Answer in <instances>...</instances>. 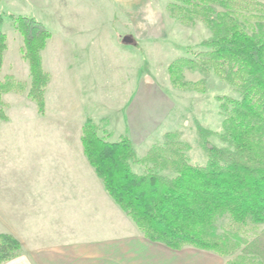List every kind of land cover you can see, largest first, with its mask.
<instances>
[{
  "label": "trees",
  "instance_id": "16d2710c",
  "mask_svg": "<svg viewBox=\"0 0 264 264\" xmlns=\"http://www.w3.org/2000/svg\"><path fill=\"white\" fill-rule=\"evenodd\" d=\"M166 7L180 23L200 21L210 31L190 56L170 63L171 81L194 85L181 81L188 68L213 73L238 94L220 98L219 132L197 126L205 163L189 162L175 132L138 157L127 135L109 140L89 117L81 125L83 153L104 190L147 239L172 249L209 250L224 257V264H264V0H169ZM10 19L22 36L29 86L11 74L0 76V123L7 119L2 96L10 91H25L44 114L50 81L41 50L51 32L33 16ZM2 22L0 15V70L7 47ZM210 134L222 145L208 141ZM221 218L226 223L219 231ZM20 251L17 238L0 233V264Z\"/></svg>",
  "mask_w": 264,
  "mask_h": 264
},
{
  "label": "rangeland",
  "instance_id": "374dc122",
  "mask_svg": "<svg viewBox=\"0 0 264 264\" xmlns=\"http://www.w3.org/2000/svg\"><path fill=\"white\" fill-rule=\"evenodd\" d=\"M88 1L78 0L71 11L69 0H46L44 5L0 0L1 29L8 46L0 74L19 56L17 48L22 45L11 14L33 16L51 32L41 50L42 66L50 74L48 117L40 119L33 103L23 109L15 107L18 99H3L8 107L11 103L6 120L11 114L13 119L0 129V145L4 144L0 183L7 182L11 193H22L20 183L34 181L23 194L27 198L40 195L35 182L53 179V171H39L35 160L43 161L46 149L66 145L58 131L75 133L78 138L81 127L76 120L80 117L91 118L99 134L109 140L127 135L138 157L150 145L162 143L167 132H175L189 162L204 164L207 156L197 126L219 132L223 120L220 98L238 97L232 86L213 73L183 68L181 81L194 85L181 87L171 81L170 63L190 56L189 51L210 31L200 21L185 25L171 17L166 7L169 0H92V6ZM55 5L56 11L52 9ZM70 19H85L87 25L69 27ZM125 35L132 38L131 43L122 41ZM78 106L83 116L77 117ZM53 108L59 115L54 116ZM207 140L222 145L213 134ZM134 169L141 171L142 167L135 165ZM225 223V218L218 220L219 231Z\"/></svg>",
  "mask_w": 264,
  "mask_h": 264
},
{
  "label": "crops",
  "instance_id": "0c3cea01",
  "mask_svg": "<svg viewBox=\"0 0 264 264\" xmlns=\"http://www.w3.org/2000/svg\"><path fill=\"white\" fill-rule=\"evenodd\" d=\"M31 1L35 5L46 4V0ZM69 1L72 11L78 0ZM88 3L93 5L92 0ZM52 9L56 11L57 5ZM83 20L70 19L68 26L76 28L87 25ZM7 50L8 46L0 71L5 69ZM17 53L19 56L0 75L11 74L28 88V66L21 57L20 45ZM49 83L45 90V112L39 114L40 119L48 117ZM18 93L21 92L10 91L2 97L18 99L17 104L13 103L15 107H32L31 103L35 106L34 102H29L26 92ZM56 99L61 98H57L56 94ZM10 107L6 103V114H9ZM57 110L53 108L54 116L59 115ZM77 110V117L83 116L80 115L79 106ZM11 115L0 123V129L3 124L12 121ZM80 118L76 121L80 122L81 127L84 119ZM58 132L59 138L67 140L66 145L46 149L42 154L44 160H35L39 171H53V179L35 182L41 190L40 195L27 198L23 194L27 192L25 188L28 184L32 185L34 181L20 183L19 187L23 185L19 194L11 193L7 182L0 183V233L13 235L21 244L20 254L3 264H224V257L215 252L191 245L172 249L144 237L104 190L79 145L80 135L75 138V133ZM71 137L79 140L78 143L70 142ZM3 145H0V152L4 149Z\"/></svg>",
  "mask_w": 264,
  "mask_h": 264
},
{
  "label": "water",
  "instance_id": "95a60500",
  "mask_svg": "<svg viewBox=\"0 0 264 264\" xmlns=\"http://www.w3.org/2000/svg\"><path fill=\"white\" fill-rule=\"evenodd\" d=\"M122 41L126 42V43H131L132 42V38L130 36H128V35H125V36H123Z\"/></svg>",
  "mask_w": 264,
  "mask_h": 264
}]
</instances>
